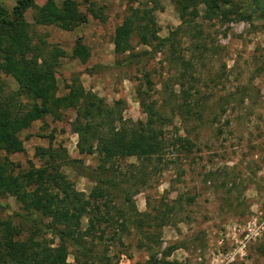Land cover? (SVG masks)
Instances as JSON below:
<instances>
[{"label":"rangeland","instance_id":"rangeland-1","mask_svg":"<svg viewBox=\"0 0 264 264\" xmlns=\"http://www.w3.org/2000/svg\"><path fill=\"white\" fill-rule=\"evenodd\" d=\"M73 1L83 19L71 31L35 25L33 9L23 14L32 45L39 38L47 51L54 46L66 55L57 59L52 75L55 96L66 95L75 79L106 105L121 102L122 120L134 123L145 120L136 96L139 89L144 102L152 103L167 119L165 135L185 138L191 147L189 151L170 148L158 161L126 157L114 159L111 165L115 169L110 176L119 188L131 192L136 212L152 214L165 204L174 207L161 228L159 246L148 243L130 224L121 230L117 224L94 221L90 235L83 217L80 230L86 235L85 253L68 246L66 264H147L151 254L173 264H264V21L248 10L247 0H230L226 7L235 13L212 19L203 18L204 7L199 5L189 27L181 26L177 32L174 54L165 46L127 65L124 59L129 52L116 55L112 39L128 8L154 6V36L164 39L181 23L174 4L179 0ZM53 2L59 7L62 0ZM33 3L41 7L46 0ZM13 4L14 0H0V8L8 15ZM189 12L188 8L186 19H190ZM138 36L132 34L129 39L131 53L149 52L150 48L139 44ZM77 39L88 50L84 63L70 57ZM178 54L188 63L185 71ZM26 57L36 58L34 54ZM0 86L3 95L17 89L16 82L1 72ZM181 92L191 94L188 100L197 103L189 113L184 107L176 109L182 103ZM19 99L22 105L30 104L26 97ZM199 110V114L192 113ZM74 115V110L65 109L32 122L16 134L22 151L9 155L8 161L15 171L39 167L36 150L50 148L58 157L67 158L64 164L56 157L60 178L87 196L94 184L71 162L94 170L98 161L94 154L77 152V137L70 127ZM108 194L105 197L113 207L109 214L116 218L115 212L121 207L123 212L126 206L117 195ZM21 215L13 197L0 195V219L9 220L23 239L31 228ZM43 222L50 225L47 218ZM142 232L146 236L145 228ZM36 239L46 240L49 247L58 245L50 233ZM170 246L173 250L166 255Z\"/></svg>","mask_w":264,"mask_h":264},{"label":"trees","instance_id":"trees-1","mask_svg":"<svg viewBox=\"0 0 264 264\" xmlns=\"http://www.w3.org/2000/svg\"><path fill=\"white\" fill-rule=\"evenodd\" d=\"M34 0H14L10 15L0 8V72L11 77L17 84V89L8 95L2 94L0 86V195L14 198L15 203L23 211L22 218L31 228L26 238L20 237V231L9 220L0 219V264H66V248L70 246L80 253H85V237L80 230V219L87 218L88 233L93 234L94 221L106 225L117 224L123 230L130 224L139 236L146 238L148 243L159 246L161 228L166 225L167 216L173 212L172 205H162L153 209V213H138L130 202V193L119 188L110 172L113 171L112 162L118 158L136 157L142 160L162 158L168 149H185L189 151L190 142L179 136H166L163 125L167 119L154 109L152 103H145L142 92L136 89L138 105L145 115L144 121L134 123L122 120L121 102H114L112 106L104 103L91 92L84 91L73 79L66 95L55 96V84L52 80L57 59L65 57L61 49L54 46L46 50L45 42L36 38L37 44L32 45L28 37V25L24 22L23 14L33 9L32 20L35 25L54 26L61 31H71L82 21V14L73 0H62L57 7L53 0H46V4L37 7ZM88 3L89 0H82ZM248 10L264 21V4L261 0H247ZM230 0H179L175 2V9L180 25L169 32L166 38L156 39L154 36L155 23L153 7H129L120 25L114 29L113 52L129 54L124 59L127 65L135 58L154 54L167 46L171 53H175L176 34L181 26L189 27L193 18L197 17V6L204 7L203 18L224 17L235 13L226 7ZM189 8V18L186 10ZM138 33V42L150 48V51L131 53L129 39ZM196 49L198 46L196 45ZM47 51V52H46ZM26 54H34L35 59L27 58ZM70 57L77 58L84 63L88 57L87 48L77 39L71 49ZM185 71V65L180 54L177 55ZM183 77V75H180ZM150 85L148 79L145 80ZM10 92V91H9ZM171 92V91H170ZM195 92V91H194ZM182 103L176 109L183 108L186 113L196 107V102L189 101L188 92H181ZM170 95H172L170 93ZM20 97H26L30 104L22 105ZM193 103V105H192ZM72 109L75 112L71 122V131L76 135V150L79 154H94L98 164L94 170L84 168L78 161L71 162L77 166L79 173L94 184L85 196L74 189L73 185L60 178L58 173V157L48 148L37 149L36 155L42 166L30 165L27 170H16L8 161V156L22 151L21 142L16 134L44 116H54L56 112ZM201 111L192 112L194 115ZM189 147V148H188ZM175 149V150H176ZM60 157V159H59ZM60 163L67 164L64 155L59 156ZM109 165V166H107ZM76 171V172H77ZM108 192L117 195L126 210L119 208L115 217L110 216L109 201L105 197ZM92 218H91V217ZM43 218L50 220V225L43 222ZM119 221V224L117 222ZM147 230L142 236V229ZM46 233H50L58 240L57 247H49L46 240H37ZM103 232L99 233L102 239ZM140 245V244H139ZM150 251V249H147ZM173 248L166 250V255ZM264 259V249L261 251ZM147 264H173V262L159 261L150 255Z\"/></svg>","mask_w":264,"mask_h":264}]
</instances>
